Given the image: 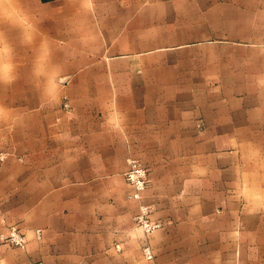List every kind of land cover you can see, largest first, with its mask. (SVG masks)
Returning a JSON list of instances; mask_svg holds the SVG:
<instances>
[{"label":"crops","instance_id":"1","mask_svg":"<svg viewBox=\"0 0 264 264\" xmlns=\"http://www.w3.org/2000/svg\"><path fill=\"white\" fill-rule=\"evenodd\" d=\"M53 2L90 1L0 0V23L50 22ZM125 2V27L105 30L123 41L96 47L112 56L93 77L0 128V235L28 239L0 241V264H264V0ZM18 31L27 49L10 53L45 52L28 42L45 34ZM132 158L149 168L140 201ZM141 204L161 223L149 234Z\"/></svg>","mask_w":264,"mask_h":264},{"label":"rangeland","instance_id":"2","mask_svg":"<svg viewBox=\"0 0 264 264\" xmlns=\"http://www.w3.org/2000/svg\"><path fill=\"white\" fill-rule=\"evenodd\" d=\"M88 1L90 2H53V19L50 22L48 21L49 17L44 19L35 15L32 21L26 25L23 23L22 26L8 14L5 17L6 21L0 23V35L4 32L6 34V39H1L0 36V100H5V98L11 100L6 106L4 103H0V128H5L7 125L11 127L14 113L19 112L23 106H26L23 111L30 112L29 100L31 97L38 94L48 95L52 99L57 95V86L59 88L62 84L66 83L65 85H67V80L93 77L94 64L106 62L112 56L96 54V47H99L100 44L111 47L118 41H123L122 37H119L121 33L118 34V37L114 33L113 37L109 39L105 30L111 26L114 27V30L117 25L125 27L122 20L131 16L133 10L125 6L126 0H119L121 2ZM135 1L141 2V0ZM47 11L49 14L51 10ZM21 27H24V30L29 33L45 34V38L38 37L37 41H34L35 39L28 41L35 43L32 50L45 52L34 55L10 53L14 50L27 49L25 46L14 45V42L24 41V39L14 38ZM96 28L98 32H95ZM95 34L99 38L95 39ZM68 35L70 38L67 37ZM63 51L66 52L63 53ZM120 56L114 55L118 58ZM64 67L66 70H63ZM78 68L80 69L74 70ZM72 89L81 88L74 87ZM14 100L17 101L14 102ZM22 101H27V103L24 104ZM0 157H4L2 152H0ZM24 236L26 246L28 239L26 234Z\"/></svg>","mask_w":264,"mask_h":264},{"label":"built area","instance_id":"3","mask_svg":"<svg viewBox=\"0 0 264 264\" xmlns=\"http://www.w3.org/2000/svg\"><path fill=\"white\" fill-rule=\"evenodd\" d=\"M68 107V105L66 104ZM125 179L131 187V191L128 194L130 200L140 201L142 199L144 191L150 185V174L149 169L136 158H132L129 161V169L125 173ZM153 209L148 204H141L139 206L138 213L134 216V221L137 226L149 234L154 230L161 227V223L154 221L152 218ZM42 230H37V236H41ZM1 243L12 245V246H25L24 234L15 226L9 228L7 233L0 235ZM145 255L148 259H153V253L149 246L144 248Z\"/></svg>","mask_w":264,"mask_h":264}]
</instances>
